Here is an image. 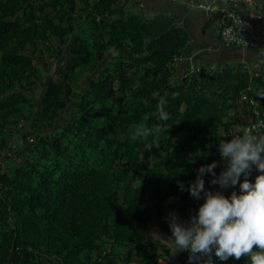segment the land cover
I'll return each mask as SVG.
<instances>
[{
  "label": "trees",
  "instance_id": "1",
  "mask_svg": "<svg viewBox=\"0 0 264 264\" xmlns=\"http://www.w3.org/2000/svg\"><path fill=\"white\" fill-rule=\"evenodd\" d=\"M189 41L169 14L146 19L122 0H0V157L21 123L31 129L0 172V264H158L168 253L150 236L170 237L166 204L179 199L189 221L204 202L188 185L201 165L219 164L243 97L250 121V101L264 116V64L178 76L174 59ZM66 51L42 109L26 117L28 93L42 87L36 53L58 60ZM137 123L169 129L156 142L131 141ZM38 125L49 132L33 134ZM204 179L207 187L211 174ZM205 264L248 261L207 255Z\"/></svg>",
  "mask_w": 264,
  "mask_h": 264
},
{
  "label": "clouds",
  "instance_id": "2",
  "mask_svg": "<svg viewBox=\"0 0 264 264\" xmlns=\"http://www.w3.org/2000/svg\"><path fill=\"white\" fill-rule=\"evenodd\" d=\"M158 114L160 121L170 119L163 101L158 104ZM168 129L161 123L151 126L137 123L131 128L130 140L152 137L156 142ZM218 151L227 167L219 175L215 171L217 161L199 167L188 191L194 199L204 202L184 223L179 222L175 212L170 213L169 238L177 248L190 252V260L192 254L198 253L214 255L221 261L245 256L248 264H264V133L238 132L230 140L221 139ZM253 166L259 172L254 181L249 179ZM206 173L211 174L212 185L221 188L239 185V193L232 191L227 196L222 191L207 189ZM179 187L184 190V183L179 182Z\"/></svg>",
  "mask_w": 264,
  "mask_h": 264
},
{
  "label": "crops",
  "instance_id": "3",
  "mask_svg": "<svg viewBox=\"0 0 264 264\" xmlns=\"http://www.w3.org/2000/svg\"><path fill=\"white\" fill-rule=\"evenodd\" d=\"M123 2L126 3L127 11L141 15L146 19H153L159 14H169L187 30L190 41L184 50L183 57L175 64L178 76L196 68H203L205 70H224L246 67L250 70L252 68L259 70L262 64H264V39L261 42V46L255 50L224 47L219 41L216 23L203 11L191 7L190 5L171 0H124ZM240 113L241 122L234 127L232 133L241 132L244 125L250 123V108L246 96L243 97L241 101ZM222 139L230 140L226 136H223ZM226 167V161L220 156L219 173ZM258 174L259 172L255 169V166H253L252 175L249 179L254 181ZM243 179L244 177L242 175L241 182ZM206 188L214 192L222 191L227 196H230L232 191L239 193V185L221 188L219 185H212L210 183ZM171 206L175 208L172 209ZM165 209L169 216L170 213L175 212L179 222H187L179 215V199H174L167 203ZM152 233H154L155 236H159L158 238L169 246L168 253L162 256L158 264H168V262L180 264L179 261L182 259L183 253H186L188 250L177 248L168 237L161 235L157 230H152L150 232L151 237L153 236Z\"/></svg>",
  "mask_w": 264,
  "mask_h": 264
},
{
  "label": "built area",
  "instance_id": "4",
  "mask_svg": "<svg viewBox=\"0 0 264 264\" xmlns=\"http://www.w3.org/2000/svg\"><path fill=\"white\" fill-rule=\"evenodd\" d=\"M124 1V0H122ZM181 2L203 11L217 25L219 41L224 47H235L244 50H255L261 46L264 39V2L263 0H171ZM182 57L174 59L176 64ZM246 68V67H245ZM196 68L193 71H199ZM253 119L250 121V131L264 133V116L254 101ZM240 132V131H239ZM238 132L232 133V135ZM197 262L195 259L183 256L184 264H205L206 254ZM190 256V255H189Z\"/></svg>",
  "mask_w": 264,
  "mask_h": 264
},
{
  "label": "rangeland",
  "instance_id": "5",
  "mask_svg": "<svg viewBox=\"0 0 264 264\" xmlns=\"http://www.w3.org/2000/svg\"><path fill=\"white\" fill-rule=\"evenodd\" d=\"M69 58V53L68 51L65 52V54L59 58L58 60H52L51 58L48 57V55H44L43 57H41V55L39 53H36V60H35V64L37 66V69L39 71V73L41 74V79L39 80L40 84H41V88H38L36 90L30 91L28 93V97L32 103V106H26V113H24V115L26 117H30L33 118V114L38 113L43 106V98L45 95V91L46 88L50 82V80L54 77L57 76L60 68L66 64L67 60ZM32 111L33 114L31 113ZM30 123L28 121H24L23 123H21L20 128L21 132H19V134L17 133L16 136L20 137L25 135L26 133L30 132ZM58 127V125H56V128ZM31 132H33V134L35 135H41V134H47L49 132L48 128H42L39 127V125L37 127H35ZM16 136H14L13 134H10V141L9 143H11V148H6L2 157H0V172H4V171H8L11 167H12V162L13 160H16V156L14 153L12 152H17L20 151L21 148L23 147V145L19 144H15L16 142ZM29 140H31V138H29ZM14 144V145H12ZM25 148L22 149V152H24ZM21 155V154H20ZM19 156V155H18ZM172 209H174V206H171ZM153 236L152 238H157L159 236H155L154 233H152ZM160 240V239H159ZM186 253H189V251H187ZM185 253H183L184 255ZM182 259L179 261L180 264H182ZM163 264V263H161ZM168 264H173L168 262Z\"/></svg>",
  "mask_w": 264,
  "mask_h": 264
},
{
  "label": "water",
  "instance_id": "6",
  "mask_svg": "<svg viewBox=\"0 0 264 264\" xmlns=\"http://www.w3.org/2000/svg\"><path fill=\"white\" fill-rule=\"evenodd\" d=\"M111 51L113 52L114 49H112ZM244 130H250V125L249 124L244 125L242 131H244Z\"/></svg>",
  "mask_w": 264,
  "mask_h": 264
}]
</instances>
